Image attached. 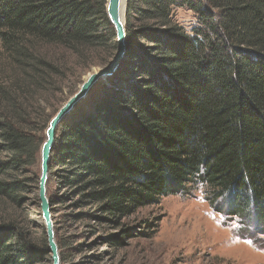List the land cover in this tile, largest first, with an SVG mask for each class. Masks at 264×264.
<instances>
[{"label": "trees", "instance_id": "obj_1", "mask_svg": "<svg viewBox=\"0 0 264 264\" xmlns=\"http://www.w3.org/2000/svg\"><path fill=\"white\" fill-rule=\"evenodd\" d=\"M128 2V51L58 125L49 181L99 222L200 189L215 209L224 200L233 217L264 225V0ZM181 8L195 14L190 29ZM0 43V264H42L45 225L37 237L17 208L39 189L45 131L72 69L54 50L105 66L118 42L107 0H0ZM123 67L136 81L106 86ZM61 199L50 194L53 207Z\"/></svg>", "mask_w": 264, "mask_h": 264}, {"label": "rangeland", "instance_id": "obj_2", "mask_svg": "<svg viewBox=\"0 0 264 264\" xmlns=\"http://www.w3.org/2000/svg\"><path fill=\"white\" fill-rule=\"evenodd\" d=\"M175 18L188 29L197 24L194 12L184 8L175 10ZM54 51L56 58L63 57L72 68L60 93L64 99L59 110L86 76L104 65L74 66L73 55L62 49ZM1 53L0 43V70L5 67ZM136 79L131 68L123 67L105 83L114 87L110 81L124 84ZM96 91L101 92V86ZM39 160L41 164V155ZM47 186L49 199L51 193L62 198L52 209L56 239L62 238L66 244L63 264H264V225L233 217L224 200L218 204L223 212L215 209L200 189L165 196L114 224L82 214L95 212L93 205L72 207L74 196L69 188L61 187L59 177L48 179ZM26 196L29 200L17 208V214L21 224L36 235L39 226H44L39 189ZM115 239L121 242L117 244ZM42 264H52L51 253Z\"/></svg>", "mask_w": 264, "mask_h": 264}, {"label": "water", "instance_id": "obj_3", "mask_svg": "<svg viewBox=\"0 0 264 264\" xmlns=\"http://www.w3.org/2000/svg\"><path fill=\"white\" fill-rule=\"evenodd\" d=\"M129 2L126 1L124 16L121 11V0H107V15L114 26L118 49L110 62L90 72L76 92L59 108V110L50 119L46 128V138L41 147L40 164V184L39 198L41 202V211L48 238L49 252L51 253L52 264H63L60 248L56 239L54 215L50 199L47 196L48 179L50 172L51 153L55 144L58 125L79 104L91 91V89L103 78L111 76L120 66L126 52L128 51L127 41V14Z\"/></svg>", "mask_w": 264, "mask_h": 264}, {"label": "bare ground", "instance_id": "obj_4", "mask_svg": "<svg viewBox=\"0 0 264 264\" xmlns=\"http://www.w3.org/2000/svg\"><path fill=\"white\" fill-rule=\"evenodd\" d=\"M126 1L127 0H121V11H122L123 16H124V12H125Z\"/></svg>", "mask_w": 264, "mask_h": 264}]
</instances>
